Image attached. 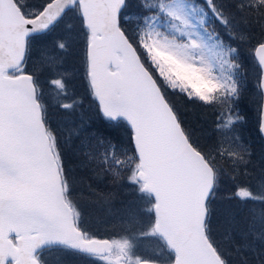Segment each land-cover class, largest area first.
Here are the masks:
<instances>
[{
  "label": "snow or ice",
  "instance_id": "snow-or-ice-1",
  "mask_svg": "<svg viewBox=\"0 0 264 264\" xmlns=\"http://www.w3.org/2000/svg\"><path fill=\"white\" fill-rule=\"evenodd\" d=\"M61 26L82 37L97 113L128 137H89L81 161L133 190L119 238L85 226L53 120V108L69 116L82 101L58 58L34 52L49 41L65 50ZM253 41L249 75L243 47ZM177 96L212 110L209 143L185 126ZM243 111L264 136V0H0V264H47L53 249L98 264H232L213 208L222 194L264 264V156L256 166L237 134ZM139 239L154 245L150 255L138 254Z\"/></svg>",
  "mask_w": 264,
  "mask_h": 264
},
{
  "label": "trees",
  "instance_id": "trees-1",
  "mask_svg": "<svg viewBox=\"0 0 264 264\" xmlns=\"http://www.w3.org/2000/svg\"><path fill=\"white\" fill-rule=\"evenodd\" d=\"M65 33L67 35L66 40L69 39L71 42L70 49L63 50L59 53L58 59L60 60L61 69H66L68 71L78 70V75H74L69 77L68 80L70 81L69 86L71 89L76 92L77 95L80 90L85 89V82L83 81L84 78V50L82 45L77 46L75 43L76 40L73 38V35L67 33L63 26L54 33L55 36H60ZM77 35L76 32H73ZM255 42L253 41L251 44H247L243 47V54L246 57V61L244 62V71L245 73L251 75L254 73V69L257 66V62L254 58V50L252 44ZM44 47V50L53 52L52 50V42L49 41L46 44H39ZM36 47V46H35ZM59 51L55 50L54 52ZM75 60V62L73 61ZM251 93L248 94L247 97L242 98L241 101V109H245V105L251 108V104L249 103ZM175 102L177 108L179 110V114L181 116L182 121L184 122L185 126L192 130L197 138L200 139L202 144H207L209 141L206 137H204L203 132L206 130H211L213 126V112L212 110L207 107L197 103H192L187 101L183 97L177 96L175 98ZM85 107H89V112L84 114V112L80 115L81 120L83 117L84 119L81 120V125L83 129L81 130L84 133V136L88 139L89 137L95 134H108L111 133L113 137H122L124 141H127L128 137L125 132L115 131L111 127L107 126L106 121L97 113L95 102L90 98L88 103L84 105ZM245 115V121L240 126V130L243 132L242 135L250 136V142L253 144H257V147L261 152L264 153V140L262 136L257 131L256 119H255V112L252 111L251 113L247 111H243ZM85 120L87 123H85ZM79 131V130H77ZM126 146V145H125ZM66 163L68 166L69 173L71 175L73 181L74 190L80 191L77 184V179H81L84 172H81L79 168H77V163L80 161L78 155H76L75 151L70 150L66 152ZM76 179V180H74ZM90 179V178H89ZM91 179L92 185L91 190L88 191L84 195L88 198L93 197L92 200L96 201L97 203H104L103 200L99 199L96 193H103V194H111V200H113L110 204L112 211L118 214V216H122V220L125 219V206L132 200V192L130 191L129 187L125 184V180H122L118 183H114L111 179H106L103 176H97L96 179ZM87 183V182H86ZM232 182L229 181L225 187H231ZM82 185V184H81ZM85 185V184H84ZM88 187V185H87ZM84 189V186L82 185ZM80 189V190H78ZM80 195V196H81ZM237 207L235 204H227L225 202L224 195H220L217 197V202L213 205L214 210L217 213L218 217H222L219 226L217 227L218 233V240L222 246V249L225 251L228 258L232 261V264H243V260H248V264H255V256L252 252L249 251V248L255 246V254H257L258 261H260L261 256V249L257 246L256 242H253L251 246H249L248 241L243 237L241 228L242 224L239 219H237ZM249 207H255L250 205ZM106 209L99 211L96 215L93 214V217L88 218L85 220V215L83 216L84 223H91L93 222L96 226V230L99 228V224L97 223L98 220L101 218H105ZM94 216L97 217L94 219ZM92 224V223H91ZM229 226V231L226 233L225 228ZM235 229V230H234ZM90 232H94L92 229H88ZM96 232V231H95ZM238 249V250H237ZM56 250L62 252L61 256H65L64 251ZM52 251V250H51ZM49 252V251H47ZM53 256V255H52ZM51 256V257H52ZM67 262L66 264H78L75 259L70 260V258L65 259ZM93 258L85 259V263L83 264H97V261H93Z\"/></svg>",
  "mask_w": 264,
  "mask_h": 264
},
{
  "label": "rangeland",
  "instance_id": "rangeland-1",
  "mask_svg": "<svg viewBox=\"0 0 264 264\" xmlns=\"http://www.w3.org/2000/svg\"><path fill=\"white\" fill-rule=\"evenodd\" d=\"M71 34L73 35V38L76 40L75 43L77 44V46L82 45V37L79 36L78 34L76 35L75 33H71ZM63 35L67 37L65 33H63ZM66 42L68 44V47L66 49L69 50L71 47L70 45L71 42L69 41V39L66 40ZM34 52L36 53V55L51 53L56 58H58L61 50L56 51V52H49V51L44 50L43 46L37 44L36 47L34 48ZM73 61L75 62V60ZM58 62L59 64H61L59 59H58ZM61 71L65 73L67 79L74 75H78L79 77H81L78 74V70L68 71L66 69H61ZM83 81L85 82L84 78H83ZM69 92L70 94L76 93L71 89L70 86H69ZM45 95L48 97L49 102L55 105V99H53L54 93L46 91ZM77 97L79 100L82 101V107H78L75 110V114L73 115L64 116L61 114H57L55 112V109L53 108V120L59 126V130L63 133V139L66 141L65 151L66 152H69L70 150L75 151L76 155H78V157L80 158V161L77 163V168H79L81 172H84L82 178L77 179V184L81 190L80 189H78L80 191L74 190V195L76 199L80 201V204L84 211L85 220L88 218H91V216L93 217V214L96 215L99 211L103 210V208L106 209L107 213L104 215L105 218H101L100 220L97 221V223L99 224V228L97 230L93 222H91L92 224L86 223L85 225L88 229L90 230L92 229L94 231V232H91L94 236L98 238H102V239L103 238H107V239L119 238L121 234L125 233L126 230H128V225L125 219L122 220L121 215L118 216L117 213L112 211V208L110 207L109 203H112L113 200H111L109 203L104 202L101 204V203H97L96 201L92 200L93 197L88 198L84 195H81V194H84L86 190L90 192L93 191L91 190V187H92L91 179L94 180L93 178L96 179L97 176L92 172L90 168H85L81 162L83 159L82 152L87 149L88 139L84 136V133H82L81 131L83 129L81 125V120H83L84 117L81 120L79 119L81 118L80 115L83 112L84 114L89 112V107H85L84 105L88 103V100L90 99V97L88 96L86 89L80 90L77 94ZM85 123H87L86 120H85ZM241 133L243 132L240 130V127H239V129L237 130V134L241 137L242 142H245L247 146L250 148L251 153H252V160L254 164L258 166L260 164L261 157L264 156V153L261 152V150H259V148L257 147V144H253L252 142H250V136L242 135ZM78 135H79V138H77ZM203 135L204 137L207 138L208 141H210V138L213 135V126L210 131L206 130L205 132H203ZM89 183L91 185H89ZM81 184L84 186V189L82 188ZM125 184L127 185V187H129L130 191L132 192L133 190L130 186H128L127 182H125ZM96 218L97 217L94 216V219ZM229 228H230L229 226L225 228L226 233L229 231ZM153 246L154 245L152 243L145 241L143 239H139L137 241L138 254L150 255ZM254 249H255V246H253L252 248H249V251L252 252V254L255 256V260H254L255 264H260V261H258L257 254H255ZM64 253H65L64 254L65 256H61L62 252L60 251H58V253L56 250H52L49 252L46 251L44 256H45V259L47 260V264H66L65 262L67 261L65 259L67 258H70V260L75 259L78 262V264H83L85 259H87V257L79 256L77 254H73L68 251H64ZM241 260L243 261V264H248V260H243L242 258Z\"/></svg>",
  "mask_w": 264,
  "mask_h": 264
},
{
  "label": "water",
  "instance_id": "water-1",
  "mask_svg": "<svg viewBox=\"0 0 264 264\" xmlns=\"http://www.w3.org/2000/svg\"><path fill=\"white\" fill-rule=\"evenodd\" d=\"M254 58H255V60L257 62L258 58L255 56V54H254ZM262 138L264 139V136H262Z\"/></svg>",
  "mask_w": 264,
  "mask_h": 264
}]
</instances>
